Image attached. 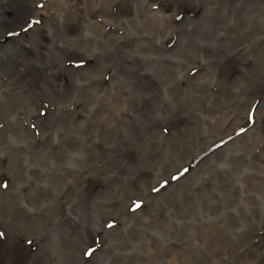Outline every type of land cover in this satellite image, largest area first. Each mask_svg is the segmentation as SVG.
Masks as SVG:
<instances>
[{"label":"bare ground","instance_id":"bare-ground-1","mask_svg":"<svg viewBox=\"0 0 264 264\" xmlns=\"http://www.w3.org/2000/svg\"><path fill=\"white\" fill-rule=\"evenodd\" d=\"M0 264H264V0H0Z\"/></svg>","mask_w":264,"mask_h":264},{"label":"rangeland","instance_id":"rangeland-1","mask_svg":"<svg viewBox=\"0 0 264 264\" xmlns=\"http://www.w3.org/2000/svg\"><path fill=\"white\" fill-rule=\"evenodd\" d=\"M242 133H243V132H242ZM242 133H241V134H242Z\"/></svg>","mask_w":264,"mask_h":264}]
</instances>
